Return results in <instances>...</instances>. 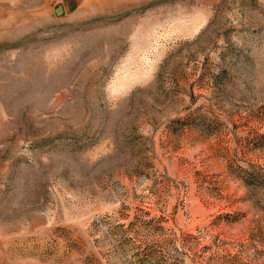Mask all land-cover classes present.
Returning a JSON list of instances; mask_svg holds the SVG:
<instances>
[{"label":"rangeland","instance_id":"1","mask_svg":"<svg viewBox=\"0 0 264 264\" xmlns=\"http://www.w3.org/2000/svg\"><path fill=\"white\" fill-rule=\"evenodd\" d=\"M0 264H264V0H0Z\"/></svg>","mask_w":264,"mask_h":264},{"label":"water","instance_id":"2","mask_svg":"<svg viewBox=\"0 0 264 264\" xmlns=\"http://www.w3.org/2000/svg\"><path fill=\"white\" fill-rule=\"evenodd\" d=\"M56 13H57L58 16H61L63 14V8H62V6H60V7H58L56 9Z\"/></svg>","mask_w":264,"mask_h":264}]
</instances>
